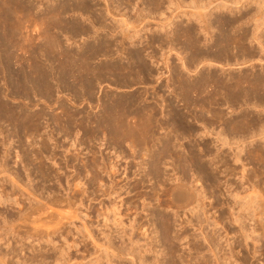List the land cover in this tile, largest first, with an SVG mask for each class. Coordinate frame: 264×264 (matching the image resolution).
<instances>
[{
  "label": "bare ground",
  "instance_id": "6f19581e",
  "mask_svg": "<svg viewBox=\"0 0 264 264\" xmlns=\"http://www.w3.org/2000/svg\"><path fill=\"white\" fill-rule=\"evenodd\" d=\"M4 1L5 2H3V0H0V17H2L1 16V11H2L5 15V16L3 15L4 18L7 20L6 21L3 18V22L5 21L7 24L9 22L11 25V27L9 28H12V26L15 24L12 18H15L16 22H20L22 16H26L28 14L29 15L36 14L38 15V17L40 16L43 20H49L53 18L55 20L54 21L55 23L54 22L52 23L53 26H55L56 28L60 29L63 32L70 33L71 36L87 34L91 31H94L93 29L97 27L95 26L96 25L95 23H97V25L100 24L101 26H104L103 25L104 14H101L99 16L97 15L94 16V14L96 13L95 11H97L95 10V6L96 4H98V2H95L92 0H60V1L55 0L56 2L52 3L54 5H50L51 3L48 4L47 2H44L41 10L38 13H35L36 11L34 12V9H37L36 8L37 5L32 0H4ZM104 1L106 2V0ZM131 1L132 0H118L117 2H118V5L123 4V3L128 5L131 3ZM181 1L183 2L184 5H186L187 9L189 8L191 10H188L185 12L181 11L185 17L180 15L179 13H178L179 15H176V16L173 14V17L171 16V14H169L170 17L164 16V18H162L164 19V21L161 20L163 23H161L160 27L156 28L155 30H150L149 33L151 34H149L148 36V39H149L148 43L156 42L160 50L162 47L163 48L166 47L168 49L167 51H170V52L171 50L174 49L172 45H178V46L180 45L178 48H180L182 52L185 51V49L187 50V54L185 53L186 51L184 52L186 55L185 54L182 55L183 53L180 54L181 51L178 50L179 52L177 53H179L178 59L180 63L179 65L172 64L171 68L169 65L171 62L168 61V55L167 56L165 54L162 55L163 57L165 56V59H164L165 62L162 60L163 64L165 63L166 66H169V71L172 70L173 72H175V74H173V72H171L170 74L168 73L167 78L171 79L172 77L170 78V76H173V77L176 76L175 79L178 84H176V82L174 81H171L174 78L171 79L170 81L174 82L176 85H179V88L182 89L184 93L182 94L183 97H181L182 95L178 93L179 88L175 89L176 95L173 94L175 95V99L176 97H181L185 105H190L192 103L193 104L199 103L202 105L203 104L205 105L206 103L211 104L213 100L214 102L218 104L221 101L220 99L221 92H218L217 89L216 90L219 93L218 94L216 92V94H218L217 98L214 97L215 94L212 96H208V95H211L212 94L211 92L213 91V90H210L209 88L208 89L209 91H211L210 92L211 94H208L209 91L207 90H204V91H207L208 93L204 91H203L204 94L202 92H201L202 94L200 93L201 95H204L203 97L200 96L201 98L199 97V94L198 95L194 94L195 92H198L199 89L200 91L203 90L204 88L206 89L207 87H204V86L206 84L208 85L210 81H211V84L215 83L218 86L217 88L219 87L221 88L222 85L225 86L224 89L228 87L229 84H232V83H229L226 86L224 84L225 79L221 78L222 73L219 74L220 73L219 71L213 72L212 71L213 69L212 70L208 69L210 67L209 62H213L217 65H221V64L224 65L225 62L228 60L236 61L240 58L241 59V62L239 61L240 64L241 63L246 64L248 63V61H250V60H247L248 58L245 59L246 57H249V58L252 56L256 57V56H259L260 53H263L262 55H264V30H259V32L257 33L255 32V31H258L259 27L264 25V23L262 22L260 23L258 20L259 23L254 24L255 25L253 26L254 28L250 29L252 30L251 32L249 31L250 27L249 28L244 27V25L251 23L252 22L251 20L253 18H252V15L250 14L251 12L249 11V9H245L243 11L237 9L238 10L237 13L234 14V10L232 8L233 6L231 7V5L239 3L238 0H186L187 4H185L183 0H141L139 1V3L144 4L146 9H149V10L154 9L155 11L160 10V7H163L162 5L167 3L168 9H170L171 6H174V7H171L170 9L171 13H173L176 9L180 8L179 3ZM92 2H95V3H92ZM2 5H5V6L2 7ZM211 5L213 6L212 8L210 7ZM108 6L110 5L108 4ZM182 6L183 5H181V7ZM143 7L140 6L139 12H136L138 13V17L139 16L140 18L142 17L141 19L145 18V16L148 17V14L145 15L146 13L145 14L142 13L145 11ZM109 10L111 11V9ZM149 10H147V12H149ZM66 11L77 12L76 16L78 14H81L83 16L84 13L85 15L91 14V16L93 15L95 17V20L93 18L92 20L88 21L89 22L87 23L88 25H86L85 23L83 24V22H81L78 19L79 15L77 16L78 18L74 16L75 13H73L74 15L71 18L64 19L60 15L65 13ZM256 13H257V9H256ZM249 14L251 16H249ZM181 16L184 17L185 20L184 19L177 20V18L179 19V17ZM261 17L262 15L260 16V18ZM10 25L8 24V26ZM99 27L100 26H98V28ZM140 32L141 31H135L133 35H135L137 39H140L142 38ZM125 34L127 33L123 31L124 40L132 39V36L125 35ZM248 37L249 39L251 38L253 40H256L259 46H261V49L258 48L259 50H257L256 48H252L251 46H250L251 48H248V47L246 48V46L244 48L243 47L244 44L242 45V47L241 45H239L240 46L239 47L240 50L238 49L239 55L237 57L234 56L230 58L229 53H228L229 50H227L228 48L227 46L232 45L233 43L236 44V41H238L237 43H239L240 40L246 41L248 40L247 39ZM102 39L103 38H101L100 40ZM123 39L120 41L122 44L124 42ZM241 43L242 42H240L239 44ZM111 45L112 44H110V41L109 42L102 41L101 44L99 43L96 45L95 44L86 45L84 49L85 55L83 58H81L82 52L79 53V55H77L78 56L77 59L74 58L76 54H74L72 58L68 59L67 62H65L66 59L63 58V60L65 59L64 61L65 63L63 62V64H59L60 65L59 67L57 64H53V62L50 61V60H53L54 58L52 59L50 57V60L48 59L49 55L48 56L46 55L48 58L46 59L43 58L44 60L42 59L39 60L38 56H37L38 58L36 57L33 59L32 54H35L33 52L34 50H31V51L27 50V52L29 51L30 57L27 56L28 54L25 56L23 55L22 57H17V59L14 61L15 63H13V60H12L13 59L12 50H11L12 52L10 51L7 52L9 55L8 56L6 55L7 57L4 58V60L0 58L1 59L0 60V75H1L0 82H2L0 83V137L2 136L3 138L2 145H6L5 144L7 142L6 139H9L11 135L16 136L18 138L17 141H19L18 147L23 152L22 155H16V156L19 157L21 160L20 162L23 163V168L25 169L24 171L26 170L28 171V168H26V166L28 165L27 160L31 159L30 161L35 162L34 172L36 171L37 175L39 176V179L43 182L41 183L39 181L37 184L36 183L33 184V179L31 178V174H30L31 172L26 173L25 175H22L20 172L16 171L19 169V167L15 168L16 170L13 169L11 164L9 165L10 163L8 161L9 159L7 160V157L9 155L8 153L9 148L7 149L6 146H4L5 147L4 155L2 158L0 157V241L4 240V244L7 243L8 245V242L10 240H13L20 245L19 247H22L24 245V242L27 239H31L32 242L33 241L40 242L45 238V240L49 244L53 245V249L56 252V253L54 252L55 253L54 259L56 261V264H102L103 258H106L107 259L106 261L110 263L111 261L110 259L113 256L121 257V255L128 256L129 254H131L129 252V249L124 250L123 247L115 248L114 245H112L109 241L106 242L104 238H100L98 235L94 233L95 229H98V227H100V230H101V227H103V228L109 229L108 230L109 233L116 231L117 234L120 237H122V239L123 237H126L129 242H132L131 233L128 234L126 232V228H125L126 226L122 222V218H123L122 212L119 209V205H117L119 202L116 203V202L111 201L107 203L106 201H104V199L101 198L103 196L109 198L112 195H114L116 198H120L122 196L121 193L128 194L127 191L125 192V189L127 188L125 184L120 183L121 181H124L126 178H128V176L126 175L127 172H125L124 178L123 179L120 178L121 180L118 178L120 180L118 181L115 178L116 176L115 173L119 169L117 168L118 167L117 162H114L111 160L110 162L104 161V160L102 162H98L97 161L98 158L97 159L91 158L92 160H90L87 164L83 165L81 169L88 167L89 169L87 170V172L90 173V177L88 176L89 179H87V181L91 185L93 184V186L94 184L97 185V188L91 192V194H94L93 197L90 198L93 201H97V203L96 204L94 203L95 207H91L90 205L89 207H86V205L83 204L84 203L83 200L85 201L88 199V198H84L86 197L84 195L87 194L86 193L87 189L85 188L81 189L79 187V185L82 184L80 182L81 181L80 176H83L84 174V173L82 174L83 170H80L78 168V171L76 172V174L73 175L76 177L75 178L73 177L71 181L69 180L70 177L69 179H68V176L66 178L64 177L65 178V180L63 179L65 182V186H64V184H62L63 180H61V178L58 175H55L56 173L52 170V168H50L51 166L48 167L45 165L44 153L50 151L49 141H52L53 138H51V135H50L52 133H49V134L42 133V129H45L44 127L47 125V123L45 122L46 125L44 126L42 123L43 121L41 120L45 119L48 122L50 121V118H52V121L53 120L58 121V123H61V120L64 121L63 124L61 123L62 124L61 131L64 133L63 136L72 135L73 138L75 137L73 139V142L70 145L72 147L78 145L79 143H81V141L79 140L80 138L78 139V131L77 130L74 131L76 128L74 129L73 124L70 122H73L76 124L78 121L83 126L82 128L84 130V134L94 135L95 137H97L98 134L100 135L101 128L105 126L111 130L112 134L114 133L115 135H117L116 137L121 138V141L125 140L126 136L135 138L136 143L139 144V147L133 150L134 152H136L137 155H142L143 158L145 157V159L140 164L137 161L139 164V168L141 167L142 169L140 168L141 169L140 172L137 173L138 178H135L132 189L136 190L135 196L137 197V201L138 199L142 198V201H141L142 210H147L148 205H151L152 201L155 202V205H156L155 208H153L152 210L148 208L150 217L148 218V221L146 220V222H150V225H155L154 227L156 228L158 232L159 241L161 244H163L166 255H167V256L166 255L164 256L168 258V261L166 260L167 264H209L208 258H206L202 254V248H203L202 244L197 243V242H193L192 248H191L197 254L196 256H190V257L188 256L189 257L188 258L186 256L178 257L176 255L178 251L177 242L186 241L185 243L187 244V242H189L188 240L194 237L192 236V233L188 232L189 226L192 225L191 222L193 219L197 221L198 224H200L199 226H197L200 229L199 228L197 229L200 230V233L204 235L205 241L207 240L208 245H210L209 247H211L210 249L213 251L212 253L217 261V264H221V261L219 260V258L221 257L215 251L217 246L215 244V241H213L214 238L208 239V237L203 231L204 228L202 227L203 222L205 223L207 222L208 224V221H210L208 218L207 212L210 211V209L211 210L218 209L217 207L219 203L217 204L214 198L215 197L217 198L219 196H222V197L224 196L223 202L221 201L222 203L219 204V205L225 206V210L223 211L221 210L222 213L220 214V217H219L220 221L221 222L223 221V225L226 228L225 230L227 232V233L225 232L226 235L224 238H226L228 234L231 232L233 233L232 236L235 237L233 238V240L225 239L227 244H229L230 246L231 254H229L228 257L223 256L221 258L222 262L227 263L225 259L227 258L231 259L234 256L233 254H234L235 247H243L246 250L245 251L246 253L245 254L242 253V255L239 258L237 257L239 264H249V263L256 264L258 263V261H261V264H264V143L260 144L262 142H257L259 144L253 146L252 148H250V150L246 151V153L251 152L250 154H252V158L254 161V164L251 161L253 166L250 169L246 168V164L242 160L243 158L242 159L240 158L241 157L240 152L243 149L242 150L239 149V151L236 150L237 152H233V156L231 157L232 159H229L227 155L226 156L221 155L222 157L219 156L220 158H217L218 159L217 160L215 159L216 157H213L210 155L209 161H207L209 163L206 162L207 164L202 163V160H203L202 157L198 153L196 147H194V145L192 144L188 145L187 155L186 156L182 155L183 153L181 154L177 150V146H176V143L174 142V138L175 137L181 138L184 132L192 130L193 128L191 129V127L187 123L189 119L188 118L189 114L187 115V112L186 113L184 111L182 112L181 109L180 110L176 109L178 107L177 104H176L177 107L173 108V106L175 105L174 103L175 100L172 99L173 97L168 101L169 106H171V109H172L171 110L172 115H169V117L165 118L164 120H157L156 115L159 111L156 112L155 105L154 107L151 106V104H149L148 106L146 104V107H143L144 106L143 104H142L143 106H140L139 99L142 96L140 95V93L139 94L132 93L131 95H123L121 97L118 96L119 98L117 99V101H115L114 98H110V96L106 94L105 97L107 99H103V98L97 99V101L99 100L104 104L103 105L104 108L102 110L100 111L98 110V112L96 113L88 112V111L85 112L83 110L84 112L80 113L76 110L66 109L63 114L64 116L61 115V118L62 117H65V118L64 119L60 118L61 120L59 119L58 116H56V114L54 116L52 115L50 118L49 117L47 118V116H49L48 114L49 112L47 111L48 109L46 110L47 111L46 112L44 108L43 109L42 108L41 109H31L29 108L31 106L28 107L29 103L31 104V102L32 104H35V101H33L35 100L33 99V96H37L38 94L44 95L45 93H47L51 97L52 95H55V94H52L53 90H55L56 92L60 88L62 90V86H61L62 84H64L63 87H67L69 90L71 89V91L72 90L74 91L76 87H80L81 88V92L79 93L81 95L80 97H85L86 101L87 99L91 101L93 93H94L93 89L95 85L102 80H107V78L110 75L114 77L116 82L124 84V85H129L132 82H137V81L140 82V80L147 79L148 76L154 77L156 67L153 69V67H151L150 65L152 62L149 64L150 60L147 61V57L149 59L154 57V55H152L154 52L152 51L153 52L152 54L150 53L148 54L147 51L145 50L146 44H145V47L142 45L140 46L138 44H133L135 46H133L132 48L126 49L124 47V50H126V51H123L125 52L124 54H126V57L128 58V60H131L132 63L136 66V68L133 67L135 70V72L133 73H132V67L129 66L130 63L128 60L127 62L129 64L124 65L121 63L124 66L120 67L121 65L120 66L117 65L119 68L116 66L115 63L114 65H109V64L93 65L88 61V59L91 58L95 54H98L100 52H105V51L108 52L107 50H110L113 48ZM38 50L41 51V49H37V51ZM40 51H38L39 53H37V55L40 54ZM87 54L90 55L88 59H86ZM40 55H42V52ZM69 55L72 56L73 54L70 52ZM234 55H237V53H235ZM162 56H161V59L163 58ZM206 64H209V65L206 67ZM190 67H197L198 69V71L196 72L193 78H191L192 76L188 77L186 73H184L185 71L187 72V70H189ZM167 68L168 67H166V70ZM157 71L158 69H156V73ZM259 73L260 74L258 76H255L258 73L256 74L248 73L250 75H253L251 80L254 82V85L256 82H257L256 84H258L259 81H262L264 79V72L262 71ZM166 74L167 73H165V76L163 77H166L167 76ZM245 75H246V72H245ZM249 78L244 77L245 80H249ZM229 80H231L230 77H229ZM170 81H166V83ZM233 81L236 82V80H233ZM53 82H55V84L57 85L56 87L53 85L54 84ZM248 82H250V80ZM245 83H247V81ZM261 83H259L260 88H261L260 86ZM170 85H169V88H171ZM263 85L264 83L262 84V86ZM244 86L246 88V84ZM166 87H168V84L166 85ZM202 87L204 88L202 89ZM254 87H253V90H254ZM245 88L243 89L246 90L248 87L246 89ZM243 89H241V91ZM263 89L264 88H262V90ZM221 90L222 88L220 89V91ZM160 91H163V90L161 89ZM254 92L256 94V92L258 91L254 90ZM170 93L172 94L171 91ZM206 93H207V96H205ZM245 93H243L244 95L243 94L241 95L240 93L231 92L227 101L231 102L232 104L240 103V102L245 103L247 101V97H246L247 93L246 94ZM261 93H264V92H261ZM259 94H257L256 96H258ZM8 96L12 98L13 97L16 98L18 96L23 97V98L25 97V99L28 100V105L20 104V103H15V104L10 103V101L8 102L7 100L4 99V97L7 98ZM256 96L253 98H255L254 100H256L259 103L258 105H261L262 103H264V94L261 97L259 96L256 97ZM51 98H56V96L51 97ZM221 98H222V95H221ZM82 100L83 98H81V101ZM61 102L62 101H60V103ZM165 102L167 101L165 100ZM161 105L162 104H160V106ZM34 108H35V105H34ZM186 108L188 110L189 107L186 106ZM262 116L260 114H255L254 116H250L249 114H246L245 112L240 118L238 119L234 118L236 121L234 119L233 120L231 119V120L235 122L239 121L240 124L241 122H244V124L247 122L245 125L249 123V125H247L248 127L253 126L252 128H256L259 134L260 132L261 134H263L264 127H263L262 121L264 120V118ZM130 117L134 119L131 122H129L128 120ZM193 118L198 119L199 117L195 115V117ZM202 119H204L203 115H202ZM205 120H203V123L206 122ZM80 124L78 126H80ZM241 125H243V123ZM8 127L10 128L8 129ZM103 133H101V135ZM38 138L39 140H37ZM97 138H99V136ZM262 139L260 138V140ZM204 151L205 153L210 154L211 149L208 146H206ZM117 155L118 154H116V156ZM235 163H239L240 170L238 172L236 171L238 164L236 165ZM168 165L171 170V174L165 172L166 170L164 168L167 167ZM187 165L193 169L196 175V177L192 176L193 178L197 180L199 177V179L201 178L202 180L205 181V183H208V186H209L207 187L208 190L207 189H197L196 186L192 184V181L194 182L195 179L194 180L192 179V181L186 180V177H187L186 173L188 171L186 172L185 166ZM126 168H124L125 171H127ZM218 168L220 171L222 170V173H224L223 183L226 184L225 186L226 190L224 192L218 191L219 192L218 196L217 195L214 196L213 190L218 187L220 188L222 184V181H220L218 177V171H217ZM104 171L106 175L110 173L107 176V177H110V179L106 182H105L104 177L101 176L102 175L101 172H104ZM178 171L180 172L179 175H177ZM237 174L238 176H236ZM231 177L235 179H232ZM152 179L154 180V183L149 184L148 182H150ZM49 181L50 182L54 181V183L52 184L51 182L50 185L45 186L44 183H47ZM161 184L166 185L162 189V192L167 197V200L169 203V205H167L166 207H164L165 205L163 206L161 205L162 204L161 202L162 199L160 198L161 195L158 193L157 187H156L157 185L160 186ZM233 185L235 187H232ZM57 186L61 187L63 193L57 191ZM81 186L83 187V184ZM93 186H90V187H93ZM102 186H105V188L101 189ZM238 186L245 188V190L249 191L247 193L248 194L247 202L245 201L244 202L242 201L243 203L236 202V194H237L236 189ZM16 187H18L19 189ZM21 187L26 192H28V194L24 196V198H22L24 193L22 191L20 192ZM76 188H79V189H76ZM140 188H142V190H139ZM211 198L214 199V201L212 200L213 202H210V201L209 203L205 202V200L207 199L210 200ZM147 199L150 201L148 203L147 202L144 203L145 200ZM26 201L28 202L25 204ZM119 201L122 202V199L120 198ZM120 204L122 205L123 203H120ZM15 205L18 206V211L16 212V214L12 212V210L11 212L9 210L10 208H13V206ZM130 206L132 207V205ZM136 207L133 206L135 210H136ZM7 210H9V212ZM128 210H131V208H129ZM76 221H79V224H76ZM218 221L219 219L212 220L210 222L211 224H213V226H215V224L218 223ZM229 225H235L236 230H234L233 228H229ZM175 226H177L178 228L177 227L175 228ZM131 227L133 228V226ZM144 227L145 225H142V224L137 225L136 229L137 231H141L139 232L141 235H145L146 231L145 230L142 231ZM214 234H213V237H214ZM231 237H228V238H231ZM254 239L257 241L259 240L261 241L260 251H258L259 249L258 250L255 249ZM249 240H251L254 246L252 251L250 250V247H249L250 245ZM124 248H127V247H124ZM243 248L242 250H244ZM142 251H138L137 255L139 256L142 264H144L143 258H142L144 254H142ZM144 251L145 252L147 251L146 248L144 249ZM9 252L7 253L0 252V264H32L33 263L32 259H29V260L25 259L19 262L18 261L19 259L16 258V260L14 261L13 260L14 258L11 260L10 257L8 256L10 259L9 260L8 257L6 258L5 254H8V253L13 254L14 251L12 250ZM132 258L133 260L131 264H135L134 256H132Z\"/></svg>",
  "mask_w": 264,
  "mask_h": 264
},
{
  "label": "rangeland",
  "instance_id": "374dc122",
  "mask_svg": "<svg viewBox=\"0 0 264 264\" xmlns=\"http://www.w3.org/2000/svg\"><path fill=\"white\" fill-rule=\"evenodd\" d=\"M32 1L34 3H36V5H37L36 6L37 9H34V12L36 11L35 13H38L41 10L42 5H43L44 2H47L48 4L51 3L50 5H54L52 3H55L56 1H60V0H56V1L55 0H32ZM92 1L98 2V4H99V6H98V4H96V6H95V10H97V11H95L96 13L94 14V16H96V15L99 16L101 14H104V18H103V21H104L103 25L104 26H101L100 24L97 25V23H95L96 24L95 26H97V27H95L93 29L95 32L94 31H91V32L87 33L88 35L87 34H80V35H73V36H71L70 33L63 32L60 29H58L55 26H53L52 23L55 21L53 18L52 19H49V20H43L40 16L38 17V15H36V14H30V15L28 14L26 16H22L20 22H16L15 18H12V20L15 22V24L12 26V28H9V27H11V25H10L9 22H8V24L10 26H8V24L5 21L3 22V18H4L5 15L1 11V16L2 17H0V18L2 20L0 19V25H1L0 26V51H1L0 52V56H1L0 58L2 60H4V58H6L9 55L7 52L8 51H10V52L13 51L12 52L13 53L12 54V58H13L12 60H13V63H15L14 61L17 59V57H22L23 55L25 56L27 54H28L27 56L30 57L29 51L27 52V50H30V51L31 50H34L33 52L35 54H32L33 59L38 56L39 57V60H41V59L44 60V59L48 58L47 56L49 55V58L48 59L50 60V57L52 59L54 58L53 60H50V61L53 62V64H57L58 67H59L60 66L59 64H63V62L65 61V59H66L65 62H67L68 59H70V58H72L74 56V54H76L74 58L77 59L78 58L77 55H79V53L82 52L81 53V58H83L84 55H85L84 54L85 53L84 52V49H85L86 45H89V44H91V45H94L95 44L96 45V44H99V43L101 44L102 41H106V42H109L110 41V44H112L111 46L113 47V48L111 47L113 49V51H112V49H110V50H107L108 52H106V51L105 52H100L98 54L93 55L91 58H89L90 55L87 54L86 59L89 58L88 61L91 64H93V65H97V64H99V65L100 64H104V65H107V64L114 65V63H115L116 66L117 65L118 66L121 65L120 67H123L124 65L130 63L129 66L132 67V73H133V72H135L134 68H136V66L132 63L131 60H128V58L126 57V54H124L125 52H123V51H126V50H124V47L126 49L127 48H132L133 46H135L133 44H138L140 46L142 45V46L145 47V44H146V47H145L146 49L145 50L147 51V53L148 54L149 53L152 54L153 52L155 53V54L154 53L152 54V55H154V57H152L151 59H149L147 57V61L150 60L149 61V64L152 62L150 64L151 67H153V69L156 67L155 68L154 77H152V76L149 77L148 76L147 79L140 80V82L137 81V82H132L129 85H124V84H121V83L116 82L115 79H114V77H112L110 75L111 77L109 76L107 78V80H102L100 82L97 81L98 82L97 83L98 85L96 84L95 87H94V89H93V92H94L93 93V96H95V97L92 96V100L91 101H89V99H87V101H86L85 97H80L81 96L79 94L81 92V88L80 87H76V89L74 91L72 90L73 91L72 92L71 89L69 90L67 87H63L64 84L61 85L62 86V90H61V88L58 89L57 92L55 90H53L52 94H55V95H52L51 97L56 96V98H51L50 95L47 94V93H45L44 95L38 94L37 96H33V99H35V100H33V101H35V104H32V102H31V104L29 103V105H28V100L25 99V97L23 98V97H20V96H18L16 98L13 97L14 99L12 97H9L8 96L9 98L8 97L7 98L4 97V99L7 100L8 102L10 101V103H13V104H15V103L26 104V105H28V107L31 106V107H29L31 109H41V108L43 109L44 108L45 111L48 109L47 111L49 112L48 113L49 116H47V118L48 117L50 118L52 115L54 116L56 114V116H58L59 119H60L61 118V115L64 114V112H65L66 109L76 110V111H78L80 113H82L84 111L85 112L88 111V112H94V113H96V112H98V110L99 111L102 110L104 108V106H103L104 104L101 101H99V100H98L99 101L98 102L97 99L98 98L107 99L105 97L106 94H108L110 96V98H114L115 101H117V99L119 97L123 96V95H131L132 93H137V94L140 93V95H142L141 98L139 99L140 106H143L144 105L143 107H146V104H147V106L149 104H151V106L154 107V105H155L156 106V108H155L156 112L159 111L157 113V115H156L157 120H164L165 118L169 117V115H172V112H171L172 109H171V106H169V102L168 101L173 97L172 99L175 100L174 101L175 105L176 104L178 105V107H177V105L176 106L174 105L173 108H176L177 107L176 109H178V110L181 109L182 112L184 111L185 113L187 112V115L189 114L188 115V118L189 119H188L187 123L191 127V129L193 128L192 130H189V131L184 132L181 138H176V137L174 138V142L176 143L177 150L181 154L183 153L182 155H185V156L187 155L188 145L192 144V145H194V147H196L198 153L202 157V159H203L202 160V163L205 164L207 161H209V156L210 155L213 156V157H216L215 159L222 157L221 155H223V156H226L227 155L229 159H232L231 157L233 156V152H237V151H239V149L240 150L243 149L240 152V156H241L240 158L241 159L243 158L242 160L245 162L246 168L247 169H250L253 166L254 161H253V158H252V154H250L251 152L246 153V151L250 150V148H252L253 146L259 144L257 142H262L260 144H263L264 143L263 142L264 139H262V138H264V133H263L264 129L262 131L263 134H261V132H260V134H261L260 135L259 132H258V130H256V128H252L253 126L252 127L251 126H249V127L247 126V125H249V123L247 125H245L247 122L245 124H244V122H241V124L243 123V125H241L238 120L237 121L239 122V124H238V122H235L236 121L235 119L236 118L237 119L240 118L243 115V113H245V112H246V114H249L250 116H254L255 114H260L261 116L263 115L262 117L264 118V103H262L263 105L262 104L261 105H258L259 103L256 100H254L255 98H253L257 94H259L261 92H264V89L262 90V88H264V85L262 86V84L264 83V81H263L264 79L262 81H259V83L262 82L260 84V86H261V88H260L259 87V83L256 84L257 83L256 82L255 85H254V82L251 80V78H252L253 75H250V74H254V73L256 74V73H258V74L255 75V76H258L260 74L259 72H262V71L264 72V55H262L263 53H260V55H259L260 58H259V56H256V57L255 56H252L250 58L249 57H246L245 59L248 58L247 60H250L246 64H242V63L240 64V62H241V59L240 58L238 60H236V61L235 60H228V61L225 62V64L227 63L226 65L225 64L224 65L223 64L217 65V64H215L213 62H209L210 63V67L208 69H210V70L213 69L212 70L213 72L214 71L215 72H218L219 71L220 72L219 74L222 73L221 78L225 79L224 84L226 86L229 83H232L233 85L232 84H229L228 87H226L225 89H224L225 86L222 85V87H221L222 90L220 91L221 88L220 87H219L220 89L217 88L218 86L215 83L211 84V81H210V83H209L210 85L209 84L208 85L206 84L204 86V87H207L206 89L204 87H202V89L204 88L203 90L200 91V89H199V91L198 92H195L194 94L195 95H198L199 94V97L200 96L203 97L204 95H201L203 93V91L204 90L209 91V89H210V90H213V91L212 92L209 91V93L207 91H204V92H207L208 94H211L212 93L211 95H208V96H212V95L215 94L214 97L217 98V95L219 94L218 92H221L220 94L222 95V98H221V95H220V99H221L220 103L217 104L213 100V102L211 104L210 103L209 104L206 103L205 105L204 104L202 105V104H199V103H197V104H193L192 103L190 105H185L184 102L182 101V98H181V97H183L182 94H184V93H183L182 89L179 88V85H176V84H178L177 81H176V79H175L176 76L175 77L170 76V78L172 77L171 79L174 78L175 80L174 79L171 80V79H168L167 78L168 77V73L170 74L173 71L172 70L169 71V66H166L165 63L163 64V61L165 59V56L163 57L162 55H164V54L166 56L168 55V61L171 62L169 64L170 65V68H171V65L172 64L173 65H176V64L179 65V63H180V61L178 59L179 58V55H178L179 53H177V52L181 51L180 54L183 53L182 55H184L185 53L187 54V50L185 49L186 52L185 51L182 52V50L180 48H178L180 45L179 46L178 45H172V47L174 49L171 50V52L170 51H167L168 49L166 47H164L165 49L162 47L163 49L161 48V50H160V48L158 47V45H157L156 42L148 43V41H149L148 36H149V34H151V33H149L150 30H155L156 28H159L160 27L161 23H163L162 21H164V19H162V18H164V16L165 17L166 16H169L170 17L169 14H171L172 17H173V14L175 16L176 15H179V14L182 15V16H184L182 12H185V11H188V10H191V9H189V8L187 9L186 8V5H184L182 1H181L182 3L181 2L179 3L180 4V8L176 9L173 13H171V10L170 9H171V7H174V6H171L170 9H168L167 8L168 7V4L167 3L163 4L162 5L163 7H160V10H156L155 11L154 9L153 10L146 9V7H145L144 4L139 3V1H141V0H136V1L132 0L131 3H130L131 5L128 4L129 6L127 4H124V3L118 5V2H117L118 0L117 1L116 0H106V2L104 0H92ZM109 1H111V2H109ZM183 1L185 2V4H187V1L186 0H183ZM3 2H5V1L3 0ZM95 2H92V3H95ZM238 2L239 3H237V4L231 5V7L233 6L232 8L234 10V14L237 13L238 10L243 11L245 9H249V11L251 12L250 14L252 15V18L253 19L251 20L252 21L251 23H249L247 25H244V27H248V28L250 27L249 28V31L250 32L252 31L250 29H253L254 28L253 27V26H255L254 24H258L259 22L260 23L261 22L264 23V0H238ZM47 3H45V4H47ZM108 4L110 6H108ZM139 4H141V5H139ZM179 4H178V6H179ZM181 5H183V6L181 7ZM3 6H5V5H2V7ZM140 6L143 7V9L145 10L142 13H144V14L146 13L145 15L148 14V17L145 16V18H143V19H141L142 17L140 18V16L138 17V13H136V12H139ZM210 7L212 8L213 6L211 5ZM96 8H98L99 10L101 9V10L99 11ZM137 8H138V10H137ZM106 9H107V11H106ZM109 9H111V11ZM256 9H257V13H256ZM258 9H259V11H258ZM103 10H105V11H103ZM147 10H149V12H147ZM66 12L60 15L64 19L71 18L74 15L73 13H75L74 16L77 17L79 15L78 16L79 18L78 17L77 18L81 22H83V24L85 23L86 25H88L87 24V23H89L88 21L92 20L93 18L95 20V17L93 15L91 16V14L90 15L89 14L88 15L87 14L85 15V13H84L83 16L81 14H78L76 16L77 12H75V11H66ZM250 14H249V16H251ZM64 15H65V17H64ZM255 15H256V17H255ZM261 15H262V17L260 18ZM24 17H26V18H24ZM34 17H35V19H34ZM181 17H179V19L177 18V20H183V19L185 20V18H184L185 16L182 17V18ZM23 18H24V20H23ZM4 20H6V19L4 18ZM258 20H259V22H258ZM15 26H17V27H15ZM98 26H100L101 29H100V27L98 28ZM259 30H264V25H262L261 27H259L258 31H255V32L257 33V32H259ZM123 31H125V33H127L125 35L132 36V39H129V40L126 39V40H124L123 39V37H124ZM135 31H141L140 34H141L142 38L137 39L135 37V35H133L135 33ZM16 32H17V34H16ZM250 34H252V33H250ZM101 38H103V39L100 40ZM122 39L124 40L123 44L120 42ZM247 39L248 40H246V41L240 40V42H242L241 44H239L240 42L237 43L238 41H236V44L233 43L232 45H228L227 46L228 47L227 50H229L228 53H229L230 58L231 57H234V56L237 57L239 55V53H238L239 50H240V48H239L240 46L239 45H241V47H242V45L244 44V46H243L244 48L246 46V48L247 47L248 48H251L252 47V48H256L257 50L261 49V46H259V44L257 43L256 40H253L251 38L249 39V37ZM30 45H32V46H30ZM20 46L23 47V48H21ZM39 46H40V48H39ZM18 47L20 49H22V50H20ZM26 47H27V49H26ZM33 48H35V49L36 48L37 49H41V51L40 50H38V51H40V54L42 52V55H40V54L37 55V53H39V52L37 51V49L35 50ZM232 48L234 49V51H233ZM18 49H19V51H18ZM57 49H59V50H57ZM25 50H26V52H25ZM69 51L73 54L72 56L69 55V53H70ZM18 52H19V54H18ZM234 52L237 53V55H234L235 54ZM161 53H163V54H161ZM34 55H36V56H34ZM161 56L163 57L162 59H161ZM63 58H65V59L63 60ZM59 59L62 62H60ZM12 60H11V62H12ZM127 60L129 61V63L127 62ZM121 63L124 64V65H122ZM131 63H132L133 66L131 65ZM156 63H158L159 65L156 64ZM163 65H165V66H163ZM208 65L209 64H206V67ZM166 67H168L167 70H166ZM197 67H190V69L187 70V72L184 70L185 71L184 73H186V75L188 77H191L192 76L191 78H193L195 76L196 72L198 71ZM156 69H158L157 73H156ZM165 71H167V72H165ZM245 72H246V75L247 76L245 75ZM165 73H167L166 74L167 76L166 77H163V76H165ZM248 73H250V74H248ZM173 74H175V72H173ZM228 74H230V75H228ZM242 74H244V75H242ZM157 75H158V77H157ZM235 76H236V78L237 77L238 78L236 79ZM243 76L246 77V78H249L250 77L249 78L250 82H248L249 80H245ZM229 77H230L231 80H229ZM232 79L233 80H236V82H234ZM170 80L176 82V84L174 82H171ZM166 81H170V82H167L166 83ZM246 81H247V83H245ZM0 83H2V82H0ZM53 83H54L53 85L56 87L57 85L55 84V82H53ZM165 83H166V85L168 84V87H166ZM241 83H242V85H243V83H244V85L246 84V88L247 87L248 88L246 89L244 85L242 87ZM235 84H237V85H235ZM251 84H253V85H251ZM169 85H170L171 88H169ZM251 86H253V87L255 86L254 87V90L255 91L257 90L259 93L256 92V94H255V92L253 90V87H251ZM159 88H161L164 91V93H163V91H160L161 89H159ZM178 88H179V92H178V90H177V92L180 95H182V96L181 97H176V99H175V95H176L175 94V89H178ZM243 88H245L246 90H244ZM216 89L218 90V92H217ZM241 89H243L244 91L243 90L241 91ZM166 90L167 91L169 90L168 91L169 94H168V92ZM170 91L172 92V94L170 93ZM216 92L218 94H216ZM231 92H233V93H240V94L242 92L243 93L246 92L247 93V94L245 93L247 95L246 96L247 97V101L245 102L246 104L245 103H241V102L240 103H234V104H232L231 102L227 101L228 100V97L231 94ZM207 93L205 94V96H207ZM253 93H254V95H253ZM75 94H76V96H75ZM77 94H79V95H77ZM163 94H165V95H163ZM173 94H175V95H173ZM179 94H178V96H179ZM261 94H259L258 96L261 97V96H263L264 93H261ZM47 95H49V96H47ZM38 96H40V97L42 96L41 99ZM96 96H97V98H96ZM258 96H256V97H258ZM48 97H50V98H48ZM214 97H212V98H214ZM81 98H83L82 101H81ZM55 99H57V100H55ZM165 100L167 102H165ZM60 101H62L61 102L62 104L60 103ZM63 102L66 103V104H64ZM71 102H72V104H71ZM75 102H77V103H75ZM53 103H55V104H53ZM160 104H162V105L160 106ZM213 104H214V106H213ZM34 105H35V108H34ZM186 106L189 107L188 110H187ZM195 115L197 117H199V118L198 119L193 118V117H195ZM202 115H203V118L204 119H202ZM64 118L65 117H62L61 119H64ZM205 118H206V120H205ZM231 119L232 120L234 119L235 121H232ZM128 120H129V122H131L134 119H132V117H130ZM203 120H205L206 122L203 123ZM41 121H43L42 123H43L44 126L47 123V125L44 127L45 129H42V133H45V134L52 133L50 135H51V138H53L52 141H49L50 151L44 153V156H45V165L48 166V167L51 166L50 168H52V170L56 173L55 175H58L61 178V180H63V179L65 180V178L68 176V179L70 177L69 180L71 181V179L73 177L74 178L76 177V176H73V175L76 174V172L78 171V168L80 170H83L82 171V174L83 173L84 174H83V176H80L81 177V181L80 182L83 184V187L81 186L82 184H80L79 187L81 189H83V188L87 189L86 190L87 191L86 192L87 194L89 192V194H88L89 196L87 194L84 195L86 197L83 196L84 198H88L85 201L83 200V202H84L83 204L86 205V207H89V205L91 207H95L94 205L97 203V201H93L92 199H90L94 195V194H91V192L94 189L97 188V185L94 184V186H93V184L91 185L87 181V179H89V177H90V173L87 172V170L89 168L86 167V168L81 169L83 167V165L87 164L90 160H92L91 158H96V159L98 158L97 159L98 162H102L103 160L104 161H109V162H110V160L111 161H114V162H117V166H118L117 168H119V169L116 172L117 174L115 173V175H116L115 178L118 181H120L121 179H123L125 172H127L126 175L128 176V178H126L124 181H121L120 182L121 184L122 183L125 184V186L127 187L125 189V192L126 191L128 192V194L127 193H123V194L121 193L122 196L120 195L121 196L120 198L122 199V202L119 201L120 198H116L114 195H112L109 198L108 197H104V196L101 197V198L104 199V201H106L107 203H109L111 201L112 202H116V203L119 202L117 205H119V209L122 212V216H123L122 222L126 226L125 227L126 228V232L128 234L131 233L132 242H134V243L129 242L126 237H123V239H122V237H120L117 234L116 231H113V232H110L109 233V231H108L109 229L101 227V230H100V227H98V229H95L94 230V233L96 235H98L100 238H104L106 240V242L109 241L112 245H114L115 248L116 247H123L124 250L129 249V252L131 253L128 256L127 255L126 256L121 255V257L120 256H113L110 259L111 260L110 263H108L106 261L107 260L106 258H103V263L102 264H122V263L123 264H131L132 263V260H133L132 256H134V263L135 264H142V262L140 261L139 256L137 255V252L138 251H142V250H143L142 251V254H144L145 257H146L145 258L144 255L142 257L144 264H146V263L147 264H167L168 258L166 257L167 255H166V252H165V249H164L163 244H161L160 241H159L158 232H157L156 228L154 227L155 225H150V222H146V220L148 221V218L150 217L149 216L150 214H149L148 208L151 209V210L153 208H155L156 207L155 202L152 201L151 202V205H148L147 210H142V204H141L142 203L141 202L142 201V198L141 199H138V201H137V197L135 196L136 190H133L132 189V187L134 185L135 178H138L137 173L140 172V170L142 169L141 167H140L141 169L139 168V164L141 162H143L144 159H145V157L143 158L142 155H137L136 152H134V150H133V149H137L139 147V144L136 143L135 138L134 137L132 138V137H127L126 136L125 137V140L121 141V138L116 137L117 135H115L114 133L112 134L111 133V130L108 129L107 127H105V126L103 128H101L100 135L99 134L97 135V137L99 136V138H97L94 135L84 134V130L82 128L83 126L78 121H77L76 124L73 123V122H70V123L73 124L74 129L76 128L74 131H76V130L78 131V139L80 138L79 140L81 141V143H79L78 145H76L77 147L76 146H73L72 147L70 145L73 142V139L75 137L73 138L72 135H70V136H66V135L63 136L64 133L61 131V125L64 123L63 120H61V123L62 124L61 123H58V121H54V120L52 121V118H50V121H48V122L45 119H42ZM79 124H80V126H78ZM262 124H263V127H264V120L262 121ZM89 126H91V125H89ZM86 127H88V126H86ZM9 128L10 127H8V129ZM105 129H107L108 131L105 130ZM74 133H76V132H74ZM101 133H103V134L101 135ZM257 134H259V135H257ZM11 136H10L9 139H6V141L8 142V143L7 142L5 143L6 145H2L3 138H2V136L0 137V141H1L0 142V150H1L0 157L1 158L3 157L4 150H5V147L4 146H6L7 149L9 148L8 149L9 155L7 157V160L9 159L8 161L10 162L9 165L11 164V166L13 167V169L19 167L18 170H16V169L15 170L18 171V172H20L22 175H25L26 173H30L31 172L30 174H31V178L33 179V184L34 183L37 184L39 181L41 183H43L39 179V176L37 175L36 171L34 172V170H35V168H34L35 164L34 163L35 162L30 161L31 159L30 160H27L28 165L26 166V168H28V171L27 170L24 171L25 169L23 168V163H21L20 162L21 161L20 158L16 156V155H22L23 154V152L18 147L19 146V144H18L19 141H17L18 138L16 136H12V137ZM260 138L262 140H260ZM37 140H39V138ZM56 143H57V145H56ZM134 144H136V145H134ZM206 146H208L211 149L210 154L205 153L204 149H205ZM219 153H220V155H219ZM116 154H118V155L116 156ZM74 157H76V158H74ZM137 161L139 162V164H138ZM251 161H252L253 164L251 163ZM31 162H32V164H31ZM54 163H56V164H54ZM207 163H209V162H207ZM235 164L236 165L238 164L237 169H236V171L238 172L240 170L239 163H235ZM187 166H185L186 172L188 171L186 173L187 174L186 180L192 181V179L193 180L195 179L193 177H196V175H195L193 169L190 166H188V167ZM124 168H126L127 171H125ZM22 169H23V171H22ZM164 169L166 170L165 172L171 174V170L169 168V165L167 167H165ZM221 169H223V168H221ZM217 171H218V177H219L220 181H222V184H221V187L220 188L218 187V188H215L213 190V195L214 196L215 195L218 196V194H219L218 191L224 192L226 190V187H225L226 184L223 183L224 182V173H222V170L220 171L219 168L217 169ZM101 174H102L101 176L104 177L105 182L110 179V177H107L110 173L106 175V173L104 171V172H101ZM179 174H180V172L178 171L177 175H179ZM236 176H238V174ZM118 178L119 179L121 178V179L119 180ZM231 178L232 179H235L233 177H231ZM64 180L62 181V184H64V186H65ZM78 180H76V181H78ZM51 182H52V184L54 183V181H51ZM51 182L49 181L47 183H44V185L45 186H48V185L51 184ZM148 183L149 184L154 183V180L152 179ZM190 184H191V182H190ZM192 184L194 186H196L197 189H207L208 190L207 187H209L208 186V183H205V181L202 180L201 178L199 179V177H198L197 180L195 179L194 182L192 181ZM234 185L232 187H235ZM90 186H93V187H90ZM165 186H166L165 184H161L160 186L159 185L156 186L158 193L161 195L160 196V198L162 199L161 200V202H162L161 205L162 206L165 205L164 207H166L167 205H169L168 200H167V197L162 192V189ZM58 187L59 186H57V191L63 193L61 187H59V188ZM16 188H18V187H16ZM104 188H105V186H102L101 187V189H104ZM76 189H79V188H76ZM139 190H142V188H140ZM236 190H237L236 191L237 192V194H236V202L237 203H243L244 201L247 202L248 201V197H247L248 194L247 193L249 191L248 190H245V188H242L240 186H238ZM21 191L24 193V194L22 193L23 194L22 198H24V196H26L28 194V192H26L22 187L20 188V192ZM217 198L220 199V200H218ZM217 198L216 197L214 198L216 200L215 202H217V204L218 203L221 204L223 202L224 196L223 197L222 196H219ZM214 199L213 198H211L210 200L207 199V200H205V202L206 203H209V201L210 202H213ZM230 199H228V200H230ZM90 200H92V201H90ZM149 201L150 200L147 199V200H145L144 203H146V202L148 203ZM27 202L28 201H26L25 204ZM120 203H123V204L121 205ZM129 204L132 205V207ZM219 204H218V207H217L218 209H212V210L210 209V211L207 212V215H208L209 220L212 221V220H218L219 219L218 223H216L215 226H213V224H211L210 221H208V224H207V222L206 223L203 222L202 223V227L204 228L203 231L206 234V236L208 237V239L214 238L213 241H215V244L217 246V248H216L215 251L222 258L223 256L228 257L229 254H231L230 246H229V244H227V242H226L225 239H227V240L228 239L229 240H233V238H235V237L232 236L233 233L231 232V233L228 234V236L226 238H224L225 235H226L225 234V232H226L225 229L226 228L223 225V221L222 222L220 221V218L219 217H220V214L222 213L221 210L222 211L225 210V206L223 205L224 206V208H223V206L222 205H219ZM133 206L134 207L137 206L136 207V210L137 211L133 208ZM128 207L131 208V210H128L129 209ZM81 208H83V207H81ZM207 208H209V207H207ZM9 210H10V212L12 210V212H14L16 214V212L18 211V206L15 205V206H13V208H10ZM9 210H7V211L9 212ZM134 210H135V212H134ZM126 213H128V214H126ZM124 214H126L128 216H126ZM196 222L197 221H195L193 219L192 222H191L192 225L189 226V230H188V232L189 233H192V236H194L195 238L193 237L192 239L188 240L189 242H187V244L185 243L186 241L177 242V248H178L177 250L178 251H177L176 255L178 257H180V256L181 257H185V256L186 257H188V256L189 257L190 256H196L197 254L191 248H192V243L193 242H197V243L202 244V246H203V248H202V254L206 258H208L209 264H217V261H216L214 255H213V253H212L213 251L210 249L211 247H209L210 245H208L207 240L205 241L204 235L200 233V230H199L200 228L197 227L200 224H198V222H197V224H198L197 225ZM178 223H179V221H178ZM76 224H79V221H76ZM138 224L145 225V227L142 230V231H144V230L146 231L145 232V235H141L139 233L141 231H137L136 228H137V225ZM131 226H133V228ZM234 226L235 225H229V228H233L234 230H236V226L235 227ZM176 227L177 226H175V228ZM197 228H199V229H197ZM213 234H214V237H213ZM228 237H231V238H228ZM256 241L257 240H255V244H254L255 249H257V250L259 249L258 251H260L261 241L260 240H259L260 242L259 241L256 242ZM249 243H250V245H249L250 250L252 251L253 250V247H254L253 246V243L251 242V240H249ZM232 245H233V243H232ZM19 246L20 245L18 243H16L15 241H13V240H10L8 242V245H7V243L4 244V240H2V241H0V252L1 253H7V252L13 250L14 251L13 254L12 253L9 254L10 253L9 252L8 253L9 255L8 254H5V255H6V258L9 256L11 260L14 258L13 259L14 261L16 260V258L19 259L18 260L19 262L22 261V260H25V259H28V260L29 259H32L33 260V263L32 264H56V261L54 259L55 258L54 255H55L56 252L53 249V245L52 244H49L45 240V238L42 241H40V242H37V241L36 242L35 241L32 242L31 239H27L24 242V245L22 247H19ZM54 246H56V245H54ZM124 247H127V248H124ZM145 248L147 250L146 252L144 251ZM242 248L243 247H235L234 248V254L232 253L234 256L231 259H228V258H227L228 260L225 259L227 263L222 262V259L219 258V260L221 261V264H239L238 258L242 255V253L243 254L246 253L245 252L246 250L244 248H243L244 250H242ZM130 255H132V256H130ZM164 255H166V256H164ZM52 256H54V257H52ZM9 257H8V259H9ZM261 258H262V256H261ZM135 259H136V261H135ZM234 259H236V260H234ZM250 261H252V260H250ZM256 264H261V261H258V263H256Z\"/></svg>",
  "mask_w": 264,
  "mask_h": 264
}]
</instances>
